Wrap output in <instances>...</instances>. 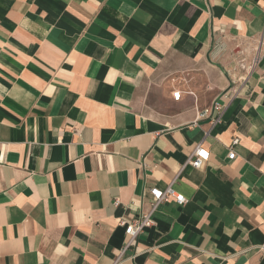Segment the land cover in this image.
Wrapping results in <instances>:
<instances>
[{
    "label": "crops",
    "instance_id": "obj_1",
    "mask_svg": "<svg viewBox=\"0 0 264 264\" xmlns=\"http://www.w3.org/2000/svg\"><path fill=\"white\" fill-rule=\"evenodd\" d=\"M170 186L123 264H264V0H0V264H114Z\"/></svg>",
    "mask_w": 264,
    "mask_h": 264
},
{
    "label": "built area",
    "instance_id": "obj_2",
    "mask_svg": "<svg viewBox=\"0 0 264 264\" xmlns=\"http://www.w3.org/2000/svg\"><path fill=\"white\" fill-rule=\"evenodd\" d=\"M217 45L213 48V58L217 59L218 57L222 56L227 49V46L223 42H217ZM259 52V51H258ZM237 53H240L239 51ZM253 61L249 64L248 67L243 65L244 62H242L241 67L244 71L249 72L252 71L257 64L260 61L259 55L256 54L255 57H253ZM183 96L182 91H175L173 93V98L175 101H181ZM229 96H224L222 99H227ZM225 109V106L219 101H215L211 107L206 108L201 114H199V118L204 119V118H213V115H220ZM219 117V116H218ZM212 120H217V119H212ZM239 139H235L233 142V146L230 149V153L228 155V160L229 161H234L236 159V153L234 151V148L236 145H238ZM210 160V152L202 146H197L194 150L193 153L191 154L189 161H188V166H191L195 169H203L205 168V165L208 163ZM184 168L182 167L180 172ZM150 196H151V203H150V210L149 212L145 213V215L133 222L129 223H122V225L125 227L126 231V240L124 241L122 248L119 250V253L116 255L114 259V264H123L125 261H127V255L130 252L132 248H135L136 243H137V238L139 237L140 234L144 232L146 228H151L155 226V220H154V213L157 211V209L160 207V205L164 202H167L169 200H175L180 206H184L187 204V199L185 197L176 192L172 186L167 188L166 190L162 189H151L150 191ZM120 201L115 200V205L120 206Z\"/></svg>",
    "mask_w": 264,
    "mask_h": 264
},
{
    "label": "rangeland",
    "instance_id": "obj_3",
    "mask_svg": "<svg viewBox=\"0 0 264 264\" xmlns=\"http://www.w3.org/2000/svg\"><path fill=\"white\" fill-rule=\"evenodd\" d=\"M178 78H180V77H178ZM182 79V78H181Z\"/></svg>",
    "mask_w": 264,
    "mask_h": 264
}]
</instances>
